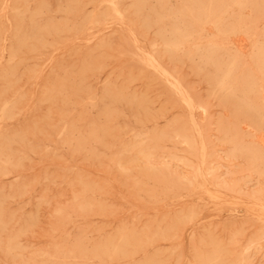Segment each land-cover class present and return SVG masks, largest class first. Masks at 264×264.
Segmentation results:
<instances>
[{
    "label": "rangeland",
    "instance_id": "374dc122",
    "mask_svg": "<svg viewBox=\"0 0 264 264\" xmlns=\"http://www.w3.org/2000/svg\"><path fill=\"white\" fill-rule=\"evenodd\" d=\"M135 1L0 0V264H264V0Z\"/></svg>",
    "mask_w": 264,
    "mask_h": 264
},
{
    "label": "bare ground",
    "instance_id": "6f19581e",
    "mask_svg": "<svg viewBox=\"0 0 264 264\" xmlns=\"http://www.w3.org/2000/svg\"><path fill=\"white\" fill-rule=\"evenodd\" d=\"M103 1H104V0H103ZM105 1H107V2L110 3V6L112 7V9H113L114 11H119V5H120L119 3H120V0H105ZM121 1H122V0H121ZM132 1H133V0H132ZM140 1H141V0H140ZM157 1H158V0H157ZM167 1H168V0H167ZM185 1H186V0H185ZM191 1H192V0H191ZM214 1H215V0H214ZM214 1H213V2H214ZM217 1H218V0H217ZM219 1H220V0H219ZM230 1H231V0H230ZM235 1H238V0H235ZM135 2H137V0H136ZM177 2H178V1H177ZM180 2H181V1H180ZM186 2H187V1H186ZM193 2H194V1H193ZM213 2H212V3H213ZM215 2H216V1H215ZM232 2H233V1H232ZM232 2H231V3H232ZM121 3H122V2H121ZM137 3H138V2H137ZM145 3H146V2H145ZM159 3H160V2H159ZM191 3H192V2H191ZM210 3H211V2H210ZM217 3H219V2H217ZM233 3H234V2H233ZM236 3H237V2H236ZM135 4H136V3H135ZM154 4H155V3H154ZM160 4H161V3H160ZM168 4H170V3L168 2ZM181 4H182V3H181ZM185 4H186V3H185ZM185 4L183 3L182 5H185ZM204 4H206V3H204ZM140 5H141V3H140ZM196 5H197V4H196ZM201 5H202V4H201ZM211 5H212V4H211ZM213 5H214V4H213ZM213 5H212V6H213ZM220 5H221V4H220ZM224 5H226V4H224ZM224 5H223V6H224ZM239 5H240V7H241V4H239ZM107 6H108V5H107ZM138 6H139V5H138ZM141 6H142V5H141ZM141 6H140V7H141ZM143 6H144V5H143ZM143 6H142V7H143ZM160 6H161V5H160ZM164 6H166V4H165ZM168 6H169V5H168ZM179 6L181 7L180 4H179ZM202 6H203V5H202ZM226 6H227V5H226ZM228 6H229V4H228ZM237 6H238V5H237ZM108 7H109V6H108ZM142 7H141V8H142ZM185 7H187V5H186ZM205 7H206V6H205ZM160 8H161V7H160ZM194 8H195V7H194V3H193V8H192V9H194ZM196 8H197V7H196ZM216 8H217V7H216ZM220 8H221V6H220ZM220 8H219V9H220ZM222 8H223V7H222ZM224 8H225V7H224ZM234 8H235V7H234ZM154 9H155V7H154ZM167 9H168V8H167ZM180 9H181V8H180ZM185 9H186V8H185ZM185 9H184V10H185ZM187 9H188V8H187ZM190 9H191V8H190ZM190 9L188 10V12H190V11L192 10V9H191V10H190ZM200 9H203V8H200ZM237 9H238V8H237ZM172 10H173V9H172ZM176 10H177V9H176ZM178 10H179V9H178ZM184 10H183V11H184ZM194 10H195V9H194ZM197 10H198V8H197ZM223 10H224V9H223ZM155 11H156V10H155ZM164 11H166V10H164ZM169 11H170V10H169ZM169 11H168V12H169ZM174 11H175V10H174ZM180 11H181V10H179V12H180ZM184 12H185V11H184ZM186 12H187V11H186ZM196 12H197V11H196ZM201 12H202V10H201ZM201 12H200V13H201ZM211 12H212V11H211ZM234 12H235V11H234ZM172 13H173V12H172ZM172 13H171V14H172ZM182 13H183V12H182ZM190 13H191V12H190ZM212 13H213V12H212ZM220 13H221V12H220ZM222 13H223V11H222ZM232 13H233V12H232ZM153 14H154V13H153ZM183 14H185V13H183ZM198 14H199V13H198ZM155 15H156V14H155ZM161 15H162V14H161ZM181 15H182V14H181ZM204 15H206V14H203V16H204ZM166 16H167V14H166ZM166 16H165V17H166ZM169 16H170V15H169ZM173 16H174V15H173ZM183 16H184V15H182V17H183ZM185 16H186V14H185ZM214 16H215V15H214ZM153 17H154V16H153ZM156 17H157V16H156ZM156 17H155V18H156ZM175 17H176V16H175ZM194 17H195V16H194ZM194 17H193V18H194ZM198 17H200V16L198 15ZM198 17H197V18L195 17V18H196V19H195V22H196V24L198 23V24L200 25V22H201L202 20H201V19H198ZM204 17H205V16H204ZM221 17H222V16H221ZM91 18H92V17H91ZM112 18H113V17H112ZM167 18H168V16H167ZM167 18H166V19H167ZM207 18H208V17H207ZM214 18L216 19V17H214ZM223 18H224V17H223ZM148 19H149V18H148ZM177 19H178V17H177ZM177 19H175V20H177ZM182 19H184V18H182ZM136 20H137V19H136ZM164 20H165V18H164ZM175 20H174V21H175ZM188 20H189V19H188ZM193 20H194V19H193ZM200 20H201V21H200ZM203 20H204V18H203ZM220 20L222 21V19H220ZM124 21H125V20H124ZM153 21H154V20H153ZM157 21H158V19H157ZM161 21H162V20H161ZM166 21H167V20H166ZM204 21H205V20H204ZM209 21H210V20H209ZM211 21H212V20H211ZM239 21H240V20H239ZM239 21H238V23H239ZM81 22H82V21H81ZM158 22H160V21H158ZM158 22H157V23H158ZM187 22H188V21H187ZM190 22H192V20H191ZM93 23H94V22H93ZM175 23H176V21H175ZM207 23H208V22H206V24H207ZM232 23H233V22H232ZM163 24H165V23L163 22ZM177 24L180 25V23H178V22L176 23V25H177ZM187 24H189V23H187ZM221 24H223V23H221ZM221 24H220V25H221ZM242 24H244V23H242ZM127 25H128V24H127ZM153 25H154V24H153ZM158 25H159V23H158ZM165 25H166V24H165ZM168 25H169V24H168ZM183 25H184V22H183ZM183 25H182V26H183ZM185 25H186V24H185ZM185 25H184V26H185ZM216 25H217V24H216ZM226 25H227V24H226ZM226 25H225V26H226ZM228 25L231 26L230 23H229ZM232 25H233V24H232ZM240 25H241V23H240ZM161 26H162V25H161ZM161 26H160V27H161ZM171 26H172V25H171ZM177 26H178V25H177ZM182 26H181V28H182ZM184 26H183V27H184ZM186 26H187V25H186ZM194 26H195V25H194ZM197 26H198V25H197ZM243 26H245V25H243ZM189 27H190V26H189ZM198 27H199V26H198ZM218 27H219V26H218ZM232 27H233V26H232ZM240 27H241V26H240ZM130 28H131V27H130ZM163 28H164V27H163ZM171 28H172V27H171ZM175 28H176V27H175ZM177 28H178V27H177ZM184 28H186V27H184ZM194 28H195V27H194ZM224 28H225V27H224ZM224 28H222V29H224ZM179 29H180V28H179ZM195 29H196V28H195ZM233 29H234V28H233ZM236 29H237V28H236ZM240 29H241V28H240ZM240 29H239V30H240ZM256 29H257V28H256ZM133 30H134V29H133ZM173 30H174V29H173ZM182 30H183V29H182ZM197 30H198V29H196V31H197ZM217 30H218V29H217ZM224 30H225V29H224ZM228 30H229V29H228ZM134 31H135V30H134ZM163 31H165V30H163ZM196 31H194V32H196ZM219 31H221V30H219ZM234 31H235V29H234ZM237 31H238V30H237ZM174 32H175V31H174ZM183 32H184V31H183ZM223 32H224V31H223ZM185 33H186V32H185ZM196 33H197V32H196ZM218 33H219V32H218ZM220 33H222V32H220ZM231 33H232V32H231ZM229 34H230V32H229ZM229 34H228V35H229ZM174 35H176V33H175ZM188 35H189V34H188ZM196 35L198 36L199 34H196ZM263 35H264V34H263ZM180 36H181V35H180ZM249 36H250V35H249ZM184 37H185V36H184ZM187 37H188V36H186V38H187ZM222 37L228 38V36H227V37H226V36H222ZM176 38H178V37H176ZM181 38H182V37H181ZM186 38H185V42H188V41H186ZM212 38H213V40H214L215 36L212 37ZM225 38H224V39H225ZM182 39L184 40V38H182ZM191 39H192V38H191ZM203 39H204V38H203ZM208 39H209V38H208ZM176 40H177V39H176ZM176 40H175V43H177ZM179 40H180V39H179ZM187 40H188V39H187ZM216 40H217V39H216ZM222 40H223V39H222ZM222 40H221V41H222ZM189 41H191V40H189ZM203 42H204V41H202V44H203ZM214 42H215V41H214ZM261 42H263V41H261ZM188 43H189V42H188ZM218 43H219V42H218ZM167 44H168V43H167ZM200 44H201V43H200ZM200 44H199V46H200ZM205 44H206V43H205ZM210 44H211V43H210ZM225 44H226V43H225ZM262 44H263V43H262ZM157 45H158V43H157ZM169 45H170V44H169ZM215 45H216V44H215ZM257 46H258V45H257ZM262 46H263V45H262ZM203 47H204V46H203ZM203 47H202V48H203ZM216 47L219 48L220 46H216ZM216 47H215V48H216ZM134 48H135V46H134ZM172 48H173V47H172ZM183 48H184V46H183ZM221 48H222V47H221ZM258 48H260V47H258ZM208 49H209V48H208ZM255 49H257V47H256ZM154 50H155V49H154ZM186 50H187V49H186ZM186 50H185V51H186ZM204 50H205V48H204ZM218 50H219V49H218ZM222 50H223V49H222ZM182 51H183V50H182ZM190 51H191V50H190ZM225 51H226V50H225ZM227 51H228V50H227ZM258 51H259V50H258ZM186 52H187V51H186ZM205 52H206V51H205ZM221 52H222V51H221ZM229 52H230V51H229ZM256 52H257V50H256ZM262 52H263V51H262ZM175 53H176V52H175ZM177 53H178V52H177ZM181 53H182V52H181ZM188 53H189V52H188ZM199 53H200V52H198V54H199ZM236 53H237V52H236ZM259 53H260V52H259ZM137 54H138V53H137ZM183 54H184V53H183ZM238 54H239V53H238ZM261 54H262V53H261ZM34 55H35V54H34ZM174 55H175V54H174ZM195 55H197V54H195ZM215 55L218 57L220 54L217 55V52H216ZM215 55H214V57H212V58H215ZM235 55H236V54H234V56H235ZM262 55H263V54H262ZM148 56H149V55H148ZM170 56H171V55H170ZM175 56H176V55H175ZM178 56H180V55H178ZM192 56H193V54H192ZM238 56H239V55H238ZM263 56H264V55H263ZM181 57H182V56H181ZM254 57H255V56H254ZM254 57H253V59H255ZM173 58H174V57H173ZM232 58H233V57H232ZM180 59H181V61H183L182 58H180ZM188 59H189V58H188ZM234 59H235V58H234ZM237 59H238V58H237ZM185 60H186V58H185ZM185 60H184V61H185ZM213 60H214V59H213ZM254 61H255V60H254ZM254 61H253L252 64H254ZM257 62H258V60H257ZM148 63H149L150 66H153V67H155L156 69L162 70V68H161V67L155 62V60H154L153 58L148 59ZM148 63H147V64H148ZM257 64H258V63H257ZM149 65H148V66H149ZM235 65H236V64H235ZM235 65L233 64V66H235ZM243 65L245 66V64H243ZM249 65H250V64H249ZM254 65H255V64H254ZM260 65H261V64H260ZM236 66H237V65H236ZM236 66H235V67H236ZM244 66H243V67H244ZM210 67H211V66H210ZM235 67H233V68H235ZM261 67H263V66H261ZM250 68H251V67H250ZM235 69H236V68H235ZM235 69H234V70H235ZM162 71H163V74H164V75L166 76V78L168 79V81L171 83V85H172L177 91H181V88H180V84H179V82H178L177 80H175L174 78H172V76H171L169 73H167L165 70H162ZM231 71H232V70H231ZM252 71H253V70H252ZM232 72H233V71H232ZM232 72H231V73H232ZM235 72H236V71H235ZM238 72H239V71H238ZM228 73H229V72H228ZM239 73H240V72H239ZM248 73H249V72H248ZM255 74H256V73H255ZM218 75H219V74H218ZM239 75L241 76V73H240ZM253 75H254V74H253ZM248 76H249V75H248ZM251 76H252V73H251ZM254 76L256 77V75H254ZM173 77H174V76H173ZM255 77H254V79L256 80ZM259 77H260V76H259ZM228 78H229V77H228ZM244 78H245V77H244ZM257 79H258V78H257ZM263 79H264V77H263ZM210 80H211V78H210ZM213 80H215V79L213 78ZM231 80H232V79H231ZM247 80H248V79H247ZM229 81H230V79L228 80V82H229ZM235 81H236V80H235ZM235 81L232 80L233 83H235ZM245 81H246V80H245ZM258 81H259V80H258ZM258 81L256 80V82H258ZM163 82H164V81H163ZM228 82H227V83H228ZM232 82H231V83H232ZM241 82H242V81H241ZM211 83H212V80H211ZM213 83H214V82H213ZM246 83H247V82H246ZM248 84H249V82H248ZM255 84H256V83H255ZM263 84H264V83H263ZM166 85L168 86L169 84L166 83ZM225 85H226V84H225ZM227 85H229V84H227ZM230 85H231V84H230ZM242 85H243V84H242ZM245 85H246V84H245ZM245 85H244V87H245ZM253 85H254V84H253ZM258 86H260V85L258 84ZM169 87H170V86H169ZM218 87H219V86H218ZM222 87H223V86H222ZM232 87H233V85H232ZM248 87H249V86H248ZM251 88H252V87H251ZM217 89H218V88H217ZM248 89H249V88H248ZM248 89H247V90H248ZM233 90H234V89H233ZM242 90H243V89H242ZM259 90H260V89H259ZM259 90H258V91H259ZM261 90H262V89H261ZM261 90H260V91H261ZM235 91H236V89L234 90V92H235ZM239 91H240V90H239ZM254 91H255V90H254ZM246 92H247V91H246ZM250 92H251V91H250ZM261 92H262V91H261ZM180 93H181V92H180ZM238 93H240V92H238ZM241 93H242V92H241ZM253 93H254V92H253ZM258 93H260V92H258ZM182 94H183V93H182ZM182 94H181V95H182ZM247 94H248V93H246V95H247ZM249 94H250V93H249ZM251 94H252V93H251ZM246 95H245V96H246ZM238 96H239V95H238ZM261 97H262V96H261ZM230 98H231V97H230ZM239 98H241V96H239ZM242 98H243V97H242ZM183 99H184V101H186L189 105H191V102H190L191 99L189 100V98H188L187 96H183ZM255 100H256V99H255ZM258 100H259V99H258ZM258 100H257V101H258ZM229 101H230V99H229ZM232 101H233V100H232ZM9 102H10V101H9ZM230 102H231V101H230ZM251 102H252V101H251ZM255 102H256V101H255ZM259 103H260V102H259ZM262 104H263V103H262ZM258 105H259V104H258ZM258 105H257V106H258ZM232 106H233V105H232ZM190 107H191V106H190ZM253 107H254V106H253ZM260 107H261V106H260ZM254 108H256V107H254ZM259 109H260V108H259ZM263 109H264V108H263ZM253 110H255V109H253ZM257 110H258V109H257ZM257 110H256V111H257ZM260 110H261V109H260ZM1 112H2V111H1ZM237 113H239V112L237 111ZM5 114H6V113H5ZM6 115H7V114H6ZM1 116H2V115H1ZM3 117H4V116H3ZM237 117H238V116H237ZM190 118H191V117H190ZM248 119H249V118H248ZM246 120H247V119H246ZM253 122H254V121H253ZM255 124H256V123H255ZM253 125H254V124H253ZM196 128H197V127H196ZM256 129H257V128H256ZM78 140H79V139H78ZM198 146H199V145H198ZM199 147H200V146H199ZM201 148H202V147H201ZM205 149H206V148H205ZM43 152H44V151H43ZM16 155H17V154H16ZM18 155H19V154H18ZM25 157H26V156H25ZM201 157H202V155H201ZM251 159H252V158H251ZM23 160H24V159H23ZM182 162H183V161H182ZM182 164H183V163H182ZM201 165H202V163H201ZM193 193H194V192H193ZM209 195H210V194H209ZM255 207H256V206H255ZM260 211H261V210H260ZM96 232H97V231H96ZM118 241H119V240H118ZM10 245H11V244H10ZM89 249H90V248H89ZM74 256H75V255H74ZM242 261H244V260H242ZM240 264H241V263H240ZM242 264H243V263H242Z\"/></svg>",
    "mask_w": 264,
    "mask_h": 264
}]
</instances>
